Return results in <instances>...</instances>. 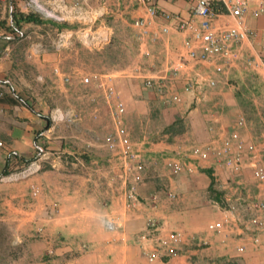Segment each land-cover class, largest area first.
<instances>
[{
	"label": "crops",
	"instance_id": "obj_1",
	"mask_svg": "<svg viewBox=\"0 0 264 264\" xmlns=\"http://www.w3.org/2000/svg\"><path fill=\"white\" fill-rule=\"evenodd\" d=\"M153 1L183 17L194 3ZM211 3L218 22L252 32L242 53L258 64L241 61L227 76L216 74V86L184 91L188 74L214 75L212 65L186 60L189 30L170 25L156 38L141 39L136 20L146 14L138 0H93L104 11L98 21L131 45L126 57L113 52L112 58L97 59L94 69L82 48L88 47L78 43L33 53L34 41L48 42L53 28L63 25L41 20L22 0H5L0 9V174L42 150L49 162L28 179L0 182V264H264V227L255 230L248 208L251 198L264 199V181L253 175L254 164L264 163V11L253 5L239 23L218 0ZM163 24L155 17L150 31ZM146 78L170 80L169 92L178 93L179 100L166 102L144 85ZM118 102L145 164L139 182L119 146L105 142L109 135L116 139ZM54 107L72 111L78 121L52 125ZM241 115L246 122L239 127ZM178 123L181 131L173 132ZM234 130L245 144L256 145L237 170L213 163V149ZM194 146H209L210 158L198 159ZM177 157L190 169L172 173ZM171 231L180 235L177 253L158 251L149 260L158 238Z\"/></svg>",
	"mask_w": 264,
	"mask_h": 264
},
{
	"label": "built area",
	"instance_id": "obj_2",
	"mask_svg": "<svg viewBox=\"0 0 264 264\" xmlns=\"http://www.w3.org/2000/svg\"><path fill=\"white\" fill-rule=\"evenodd\" d=\"M24 5L30 12L37 15L44 21H50L58 25L53 28L52 37L48 42L37 39L32 43L33 53L41 54L47 51H60L69 47L73 43H78L87 47H100L107 44L111 38L109 27L101 21L99 17L104 16L103 9L93 6V0H22ZM144 8L146 16L138 17L136 25L139 27V36L141 39L156 38L159 34L166 33L170 25L178 30H189L191 36L186 41L190 48L187 51L186 60L192 63L207 62L212 65L214 75H203L196 72L188 74L186 82L183 86L184 91H190L200 84L208 87H214L218 84L219 79L216 74L227 76L230 74L231 68L237 66L241 61L249 67H257L258 62L250 57H245L242 53L243 42L252 35V32L242 25L240 27L233 26L227 22H218L216 20V12L212 7L211 0H194L187 17L179 14L169 13L159 9L153 0H138ZM223 6L224 11L235 17L239 23H242L244 16L251 6H255L257 12L264 11V0H218ZM5 0H0V9L3 8ZM155 17L162 18L166 24L161 25L157 31H150L152 20ZM13 26V23H11ZM195 43L197 46L190 45ZM200 49V50H199ZM180 64H184V59ZM168 79H152L146 78L144 85L153 89L166 102L172 103L179 100L178 93L169 92L170 80ZM84 82H88L89 78L85 77ZM112 89L106 94L107 99L111 97ZM124 107L118 102L113 111V119L115 122V134L105 138V142L110 147H118V153L126 160L133 163L132 178L135 182L142 180V173L145 164L140 159L138 152L134 148L122 116ZM52 125L58 122H66L75 124L78 116L70 110H64L54 107L49 112ZM246 119L239 116L236 123L237 126H244ZM2 146V142H0ZM255 144L247 145L240 137L237 130L223 140L219 147L213 149L215 165H223L230 169H240L245 163L246 157L254 151ZM210 147L192 148V154L198 159L208 160L210 157ZM47 151H40L39 154L22 166L0 174V182H15L28 179L41 172L46 163L49 161ZM191 165L182 158H173L171 162V171L174 174L190 169ZM254 178L264 181V163H255L253 167ZM173 196V193H170ZM248 208L252 211L250 223L254 225L255 230H261L264 227V199L251 198ZM235 207L231 206L230 210ZM221 222H216L215 227L220 228ZM180 241V235L176 231L169 232L165 237H159L156 247L149 254V260L154 259L158 251L164 252L165 255H175L177 253V244ZM239 250H242L239 247ZM52 251H48L51 254Z\"/></svg>",
	"mask_w": 264,
	"mask_h": 264
},
{
	"label": "rangeland",
	"instance_id": "obj_3",
	"mask_svg": "<svg viewBox=\"0 0 264 264\" xmlns=\"http://www.w3.org/2000/svg\"><path fill=\"white\" fill-rule=\"evenodd\" d=\"M117 40H119V43H118ZM125 40L127 41L126 38H125ZM129 41H128V44H123V41L118 39V37L116 38V36H112V34H111L110 41L107 44L103 45V46H100V47H88V49H86L85 47H82L84 51H86V50L89 51L90 59H92L90 61V67H91L90 69H94V65H95L97 59L104 60V57H105V59L107 57L108 58H112L113 52H116V54L120 55L121 58L126 57L125 55L127 53H129V52H127V49H129V51L131 50V48H130L131 45H129V43H130ZM104 47L107 48V51H109V52L104 53V51H103ZM181 128H182L181 124L178 123L175 126H173L171 130L173 132H178V131H181Z\"/></svg>",
	"mask_w": 264,
	"mask_h": 264
},
{
	"label": "trees",
	"instance_id": "obj_4",
	"mask_svg": "<svg viewBox=\"0 0 264 264\" xmlns=\"http://www.w3.org/2000/svg\"><path fill=\"white\" fill-rule=\"evenodd\" d=\"M33 19L36 21V19H35L34 17H32V20H33Z\"/></svg>",
	"mask_w": 264,
	"mask_h": 264
}]
</instances>
